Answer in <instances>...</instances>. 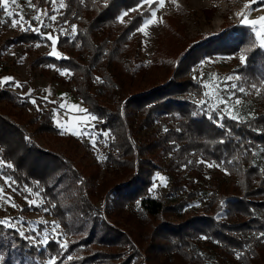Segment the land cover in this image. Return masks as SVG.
<instances>
[{
  "label": "trees",
  "instance_id": "obj_1",
  "mask_svg": "<svg viewBox=\"0 0 264 264\" xmlns=\"http://www.w3.org/2000/svg\"><path fill=\"white\" fill-rule=\"evenodd\" d=\"M138 1L63 0L57 21L66 31L57 32L56 47L67 58L43 51L27 65L28 71L38 64L70 71L75 94L98 117L95 125L110 132L97 160L82 159L90 145L85 137L61 134L51 102L34 90L20 93L0 86V158L13 166L2 170L21 193L25 187L39 192L41 201L28 208L49 209L45 212L70 235L65 250L53 236L42 245L24 232L21 236L16 227L0 225V264H48V257H55L56 264H264V239H258L264 232V137L247 134L252 149L223 156L217 143L222 136L218 112L199 103L203 76L192 68L202 56L241 50L246 62L232 69L240 77L235 85L246 91L231 90L248 101L252 112L236 122L264 135V91L257 95L250 87L264 89V48L248 26L225 23L201 31L175 55L168 49L164 58L150 63L159 67L161 77L147 82L138 59L142 33L136 31L144 9L130 11ZM52 4L31 0L35 9ZM122 9L128 12L123 23L118 19ZM162 18L168 28L172 15ZM5 21L10 18L0 9V36L10 25ZM27 28L2 36L0 69L9 45L22 43L29 50L47 38ZM141 78V86L134 87ZM26 132L60 139L63 149L37 143ZM207 161L222 166L206 177ZM156 170L165 171L170 183L153 193L149 189ZM195 199L202 203L186 209ZM236 212L247 216L222 217Z\"/></svg>",
  "mask_w": 264,
  "mask_h": 264
},
{
  "label": "rangeland",
  "instance_id": "obj_2",
  "mask_svg": "<svg viewBox=\"0 0 264 264\" xmlns=\"http://www.w3.org/2000/svg\"><path fill=\"white\" fill-rule=\"evenodd\" d=\"M246 2L247 0H177V3L184 9L182 10L181 8L177 9V7L171 3V0H166V5L164 8L160 9L158 12V17H163L164 13L172 15V19H169L168 22V28L164 26L163 22L151 26L147 30V36L142 33V45L138 52V59L141 64L144 65V70H146L143 80L152 82L155 79L161 77L162 73L158 69L159 67L151 66L150 63L160 61L162 58H164L166 52H168V49L172 50L173 54L175 55L180 50H182L189 43V41L192 40V38L199 35L201 31L218 30L225 23L235 21L240 22V18L236 15V13L244 9V4ZM61 3H63V0H55V3H53L51 6L37 8L41 13L40 20L33 19V17H35L38 12L37 9L29 6L28 0H17V4L11 5L9 10L23 13L25 21L24 27H39L42 36L47 37V34L50 33L56 37L57 32L63 30L65 27V25L57 21V15ZM251 7L257 8L259 10L251 11L250 18L254 19L264 15V3L255 4ZM126 11V9H122L118 14L119 17ZM44 12H46L47 15H43L42 13ZM53 15L56 16L55 21L50 19V17ZM126 17L127 16H124V19ZM72 26L73 25H71V28ZM18 28L19 27L13 28L11 25H9L3 31L2 36L12 34ZM2 36H0V40L2 39ZM37 44H39L40 47H36L35 45ZM23 45L24 44L22 43H14L9 45L7 50L4 51V64L0 69V78L13 77L14 81L19 82V84L22 86H16L13 81H9L3 85L13 89L17 88L20 93H27L34 90V93L40 95L44 99L46 97L45 100L51 102L53 105V119L55 123L57 118H59L61 122H64L65 120L71 122L73 117L82 115L81 113L70 109L72 104L80 105L83 108H86V106L84 102L75 94L74 84L72 80L69 79V75L61 74L64 70H68L67 68L57 67L54 64H38L36 67L32 68L31 71H28L27 69L29 59L36 55V53L43 51H48V53H50L53 50L52 42L47 38H41L35 41L29 50L25 49ZM56 50L61 53V50L58 49V47H56ZM241 54H244L241 50L231 53L216 52L212 55L200 57L192 64V68L195 69L199 75L203 76V81L215 77L216 79H214L213 82L218 81L220 83V87L223 89L224 83L235 84V79L231 81H225L224 78L227 76H239L232 69V67L241 62ZM68 72L70 73L69 70ZM141 83H143L142 78L139 80V85L135 84L134 87H140ZM25 85H27V87L25 90H23ZM205 91L212 90L204 88V93ZM220 95L227 97L228 92L221 91ZM237 97L242 100V104L237 106L239 109V114L243 115L251 113L252 111L248 101H246L241 96L235 95L234 97H231V100L234 101ZM31 98L33 99V96H31ZM203 99L207 100L206 106L208 107H213V105L217 103L215 95H210L208 97L204 95ZM61 103H66L69 108H60L59 105ZM222 107L223 105L220 106V108ZM216 110L219 117L221 113L219 109ZM90 113L94 115L92 112ZM96 122L97 120L91 121V125H94L95 127H89L86 129L92 133L93 137H95L96 145L93 146L91 139L87 135L84 136L90 142V145L89 151L86 152L85 157L82 159L87 158L89 161L97 160L102 156V149L100 147L110 136V132L107 129L97 127L95 125ZM219 123H223L224 127H219ZM217 128L222 133L221 138L217 141L218 149L225 157L232 156L235 153H243L252 149L249 139L246 137L247 134H250L255 139L264 137V135L260 133L250 130H243L240 124L227 117L217 120ZM60 131L62 130L60 129ZM104 132H108L109 135L104 136ZM26 133L29 137H32L35 142H41L45 144L46 147L53 148L55 150L63 149V142L60 139H53L48 135H39L36 133L31 135L29 132ZM220 141H223V143ZM77 151L78 153H81V147H78ZM0 161H2L1 158ZM209 163L213 162L207 161L205 163L204 176L206 177L209 176L211 171L214 169V167L207 166ZM100 171L102 172L103 169H100ZM157 173H159L160 176L166 178V184H163L160 181V179L156 176ZM5 177L9 176L2 170V166H0V186H2L4 189V192L0 194V196L4 197V199H0V220L10 218L11 223L15 224L16 228L26 233L29 237H32L34 242H40L42 245L44 244L42 241H44L45 234H47V237L53 236L58 238L60 243L69 239L70 235L67 233L65 234L60 227L57 229V232H52L53 225L51 222L55 221L57 224H59L58 220L52 215V213L36 211L33 208H28V206H30L29 200H36L37 203L41 201L40 196L37 197L33 195V193L36 192L35 190L32 189V192L21 193L14 185H12L11 181L6 182ZM152 179L153 180L150 189L152 188L153 184L157 185V187L153 189V193L166 190L170 183L169 176L165 171L156 170L152 176ZM9 184H11V186H9ZM9 200L11 202H9ZM12 202L18 205V207H13ZM96 202L97 204H102L99 199H96ZM201 203L202 201L200 199H195L186 204L185 208H196ZM190 205L192 206L190 207ZM246 216L247 213L240 212L233 214H222V217L225 219L235 220L245 218ZM46 260L48 263L50 258L48 257Z\"/></svg>",
  "mask_w": 264,
  "mask_h": 264
},
{
  "label": "snow or ice",
  "instance_id": "obj_3",
  "mask_svg": "<svg viewBox=\"0 0 264 264\" xmlns=\"http://www.w3.org/2000/svg\"><path fill=\"white\" fill-rule=\"evenodd\" d=\"M107 2V0H105V3ZM29 6L31 7H35L34 5H31V0H28ZM53 3H55V0H53ZM171 3L173 5H175L177 7V9H180V5L177 3V0H171ZM260 3H264V0H247V2L244 4V9L240 12H237L236 15L240 18V24L241 25H245L248 26L254 36L256 37L257 41L259 42V46L261 48H264V15H261L257 18H250V12L251 11H256L259 10L257 8H252V5L255 4H260ZM17 4V0H0V9L3 10L4 15H6L7 17L10 18V21H5V23H10L11 27L16 28V27H20L22 31H27L29 30V28L24 27L25 21H24V16L22 12H14V11H10L9 8L11 5H16ZM166 5V0H139L138 5L131 9L130 11L136 12V11H140L141 9H144L143 12H141V15L144 17L142 24L136 29L137 32L143 33L145 36L148 35V29L151 26H154L158 23H163V18L162 17H158V12L160 11V9L164 8ZM146 6V8H145ZM60 7L63 8L65 7V5L63 3L60 4ZM38 14L33 17L34 20H40L41 18V13L40 10L37 9ZM43 15H47L46 12L42 13ZM128 12H124L121 14V16L118 18L119 21L121 23L124 22V16H127ZM51 20L55 21L56 20V16L53 15L50 17ZM31 30L33 31H40V28H32ZM62 31H66V30H62ZM72 32L76 33V26L73 25L72 26ZM47 39L50 40L52 42V51L49 53V55L52 56H56L58 58H67V57H63L57 50H56V43H57V38L54 37L52 34H47ZM36 47H40L39 44L35 45ZM23 59V58H21ZM240 60L242 63L246 62V56L244 54L240 55ZM206 62H210V61H206ZM51 67V65H50ZM62 75H70V73L68 72V70H64L62 73ZM98 81H100L101 83H103L102 80H100L99 77L96 78ZM214 79H216L215 77L210 78L209 80L206 81H202L203 83V87L205 89H211L212 91H205L204 95L206 97L210 96V95H215L217 103L213 105V109H219L221 115L219 117H217V120H220L223 117H227L229 119L238 121V122H243L246 117H243L239 114V109L237 108L238 105L242 104V100L237 97L234 101L231 100V97H234L236 95L235 91H231V89H236V91L240 92V93H244L246 91V89L244 87H237V85L235 84H227L224 83L223 85V89L220 87V83L217 82H213ZM233 79H237L239 80L240 77L236 76H227L224 78L225 81H231ZM9 81H13L15 83L16 86H22L19 84V82L14 81L13 77H3L0 78V86H3V84L9 82ZM250 87L252 89H255L257 92V95L260 94L261 91H264V89L258 88V86L256 84H251ZM221 91H227L228 92V96H222L220 95ZM46 99V97H45ZM31 103L36 104V100L33 98L31 99ZM200 104H206L207 100H200L199 101ZM223 105L222 108H220V106ZM60 108H69V106L66 103H61L59 105ZM71 110H75L78 113H81L82 115L73 117L71 122L68 120H65L64 122H61V120L59 118L56 119V124L57 127L60 128L61 134H66V133H71L74 136L77 137H84V136H88L91 139V143L93 146L96 145V139L95 137H93L92 133L87 131L86 129L89 127H95L94 125H91V121L93 120H97L98 117H96L95 115H92L88 109L81 107L80 105L77 104H72L70 106ZM58 112V110H57ZM251 115V114H250ZM209 118L211 119V115L209 116ZM219 127L223 128L224 124L223 123H219L218 125ZM165 131H167V129H165ZM104 136H108L109 133L108 132H104L103 133ZM26 139H29L26 137ZM221 143H223V141H220ZM0 151H2V149H0ZM238 159V158H237ZM232 161H228L227 163H231ZM200 163H204V161H200ZM223 163V162H222ZM0 166H6V167H13L11 164H7L5 165L3 161H0ZM187 165H185L186 167ZM208 167H221L222 164H216L215 162L213 163H209L207 165ZM225 172L227 173V169H224ZM262 172H264V169L261 170ZM156 176L160 179V181L163 184H166V178L163 176H160L159 173L156 174ZM5 181L9 182L11 181V177H5ZM82 182V181H81ZM11 183H15L14 181H11ZM9 186H11V184H9ZM157 187L156 184H153L152 188L149 189L150 192L153 191V189H155ZM26 192H32V189L25 187L24 189ZM4 192V189L2 186H0V194H2ZM33 195L39 197L40 193L39 192H35L33 193ZM0 199H4L3 196H0ZM27 199V197H26ZM9 202H11L9 200ZM29 204L30 205H36L37 201L36 200H29ZM137 204L139 205V201H137ZM12 206L13 207H18V205H16L14 202H12ZM192 205H190L191 207ZM198 206V205H195ZM53 207H55V205H53ZM45 211H48L49 209L45 208ZM53 227H52V232L55 233L57 232V229L60 227L59 224H57L55 221L51 222ZM0 225H6L9 228H13L15 227V224L11 223L10 218L8 219H4V220H0ZM21 236L24 235V233L21 231L19 233ZM203 239H207V237H202ZM28 239H33L32 237H28ZM47 234H45L44 237V241H42V243H47ZM258 239H264V232L259 234ZM61 249H67L68 248V242L65 240L60 244ZM242 256V253H237V257L240 258ZM3 257H0V261H2ZM68 260H71L72 257L68 256L67 257ZM48 264H56V258L53 257L48 261Z\"/></svg>",
  "mask_w": 264,
  "mask_h": 264
}]
</instances>
